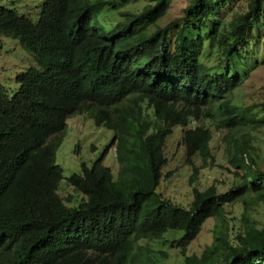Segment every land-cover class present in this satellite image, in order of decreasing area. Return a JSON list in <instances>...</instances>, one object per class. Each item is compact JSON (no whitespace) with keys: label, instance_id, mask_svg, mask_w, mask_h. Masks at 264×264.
Segmentation results:
<instances>
[{"label":"trees","instance_id":"trees-1","mask_svg":"<svg viewBox=\"0 0 264 264\" xmlns=\"http://www.w3.org/2000/svg\"><path fill=\"white\" fill-rule=\"evenodd\" d=\"M176 1L150 0L116 25L108 17L129 0H46L37 22L0 5V34L19 40L37 64L16 76L12 94L0 82V264H142L148 248L139 243L171 230L184 232L185 264H264V226L249 215L264 205V167L251 136L264 129V101L232 98L244 80L232 61L259 42L264 0H246L244 12L209 28L241 0H189L181 17L160 27ZM76 115L114 136L100 159L65 177L56 153ZM178 128L191 185L196 157L215 165L214 132L225 133L236 177L223 193L194 188L187 208L159 192ZM114 146L117 177L104 164ZM63 182L84 197L77 206L60 196ZM238 202L245 214L233 241L226 206ZM211 218L222 220L215 240L189 255Z\"/></svg>","mask_w":264,"mask_h":264},{"label":"rangeland","instance_id":"rangeland-1","mask_svg":"<svg viewBox=\"0 0 264 264\" xmlns=\"http://www.w3.org/2000/svg\"><path fill=\"white\" fill-rule=\"evenodd\" d=\"M43 0H0V5L14 8L20 14L30 15L39 12V6ZM118 1V0H111ZM150 0H131L129 4L121 7L113 15L108 17L109 23H118L124 20L120 13L139 14L148 5ZM189 0H177L174 2L168 14L158 22L160 27L177 20L183 15ZM248 2L241 0L228 6L219 15L207 23L208 28L219 22H229L235 14L244 12ZM37 18H33L36 20ZM256 35L259 42H254L251 48L242 53V57L233 59L232 64L244 77L240 87L232 94L233 101L244 105L254 106L264 101V20L256 26ZM207 28L203 33H208ZM215 56L207 60V64L216 62ZM35 65V61L24 51L19 41L0 35V82L12 94L16 88V76L25 70V67ZM225 133L214 132L211 143L215 165L212 160L203 162L201 157L194 159V164L199 169V177L194 185L190 178L194 173L193 167L186 163V149L183 142L184 130H174L168 139L165 155L168 163L163 170V180L159 192L166 198L180 206L189 207L193 200V190L198 188L205 190L210 186L217 187L219 193L226 192L234 182L235 174L232 166H229L226 152V144L223 142ZM114 133L104 127H97L86 115H76L69 119L64 132V140L56 153L57 164L62 168L65 177L81 172L82 163L89 167L101 158L107 147L113 140ZM252 145L255 148L254 155L258 158L261 168L264 167V129L252 132ZM104 164L113 170L117 177L120 166L116 158L115 146L109 151ZM231 169V172L228 170ZM59 194L65 200L71 199L70 206H77L84 197L76 192L73 187L63 182ZM225 223L230 226L231 239L242 231V220L245 214L244 205L241 202L226 206ZM249 215L252 221L260 227L264 226V205L260 204L250 209ZM214 218L209 219L203 226L198 238L188 247L189 255L201 256L204 250L215 240V226L221 223ZM183 231L171 230L159 240L142 241L140 246L148 248V258L142 264H185L181 251L184 242L181 238Z\"/></svg>","mask_w":264,"mask_h":264},{"label":"clouds","instance_id":"clouds-1","mask_svg":"<svg viewBox=\"0 0 264 264\" xmlns=\"http://www.w3.org/2000/svg\"><path fill=\"white\" fill-rule=\"evenodd\" d=\"M46 0H43L42 1V3L40 4V6H39V12L38 13H32V14H30V15H24V14H20L17 10V13L19 14V15H21V16H25V17H27V18H29L30 20H32L33 22H37L38 21V19H39V15H40V12H41V8H42V6H47V3L48 2H45ZM131 0H129V2H130ZM129 2H128V4H129ZM125 5H127V4H122L121 6H119V9L121 8V7H123V6H125ZM149 5V4H148ZM1 6H3V5H1ZM5 7H7V6H5ZM8 8H10V7H8ZM10 9H14V8H10ZM15 10V9H14ZM143 11V10H142ZM129 14H133V13H130V12H128ZM122 14L123 13H120V16L125 20V17H123L122 16ZM33 18H37L36 20H33ZM123 21V20H122ZM121 22V21H120ZM112 24H115V22H112ZM117 24V23H116ZM115 24V25H116ZM1 36H7V37H11V36H8V35H3V34H0ZM11 38H13V37H11ZM14 39V38H13ZM19 41V40H18ZM20 43V42H19ZM21 45V44H20ZM22 46V45H21ZM22 48H23V46H22ZM24 49V48H23ZM24 51H26L25 49H24ZM26 53L27 54H29L30 55V57H32L33 59H34V61H35V65H31V66H29V67H36L37 66V64H36V60H35V57L32 55V54H30V53H28L27 51H26ZM29 67H25V70L27 69V68H29ZM23 72V71H22ZM92 120V119H91ZM93 121V120H92ZM94 122V121H93ZM176 130V129H175ZM113 171V170H112Z\"/></svg>","mask_w":264,"mask_h":264}]
</instances>
